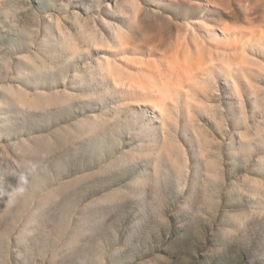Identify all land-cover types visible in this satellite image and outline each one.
Returning <instances> with one entry per match:
<instances>
[{"label": "rangeland", "instance_id": "1", "mask_svg": "<svg viewBox=\"0 0 264 264\" xmlns=\"http://www.w3.org/2000/svg\"><path fill=\"white\" fill-rule=\"evenodd\" d=\"M136 4L159 12L137 33ZM224 5L160 114L104 63L121 32L170 42L191 0H0V264H264V0Z\"/></svg>", "mask_w": 264, "mask_h": 264}, {"label": "bare ground", "instance_id": "2", "mask_svg": "<svg viewBox=\"0 0 264 264\" xmlns=\"http://www.w3.org/2000/svg\"><path fill=\"white\" fill-rule=\"evenodd\" d=\"M225 1L226 0H191V4L200 9L198 16L185 22L184 31L182 29H176L173 39L168 43H164L162 40V44L156 45L155 43L161 39H157V41L155 38L153 40L154 37L149 38V40L152 39L153 42L156 41L155 43L147 39L143 42L145 39L144 37L142 41L140 39L138 40L139 42H135L128 37L129 33L123 35L121 32L122 35L119 34V36L116 33L117 41H115V47L117 50L115 51H117V53L119 51L120 53H118L119 63L115 62L116 60L113 62L112 59L106 61L104 63V71H106L117 86L138 89L139 94L144 95L143 100H138L142 101V106L152 105L154 110L158 111L160 114H164L169 110L168 100L171 98L174 99V95L181 93V86H185L186 84H189L191 80L195 79V58H198L197 67L204 64V58H207L210 61L215 60L216 54L214 55L211 53L209 55L207 49L204 48V43L198 40V36L201 34L200 32L206 33L212 40L211 43H217L219 40V34L213 33L212 24L205 21V19L201 20L199 15L202 17L206 12H211L213 14L222 12L226 13V7L224 5ZM253 1L254 0H235L238 5V11L246 20L250 17V14L247 13V6L249 5V2L252 3ZM140 9L141 6L137 5L130 10L127 15L130 22H132V31L135 33L139 30L134 31V29L140 28L141 26H144V28L142 27L143 30L148 28V23L145 22L146 16H148L145 15L147 13L146 11L159 13L154 9L146 8V10H144L146 13L144 12V14H140ZM147 14H149V12ZM263 23L259 25L260 28H263ZM253 26L257 27L255 23H253ZM220 28L222 30H218L222 32L225 40H231L232 38H237L244 34L241 30L239 31L235 28H229L228 26L220 25ZM258 32L259 31H250L247 35L252 36L255 33L256 35H259ZM185 33H188V40L187 37H184L186 36ZM143 35L146 37L149 35V32L147 31L145 34L144 31ZM129 36H132V32ZM195 48H197V54L195 53ZM215 49L221 53H230L231 51H234L235 54H239V49L235 45H232L229 50L224 49L222 51L220 47ZM157 55L160 57H157ZM155 57L158 59L160 58V60ZM248 64V60L241 62V65L245 66L247 70ZM121 89L122 88H120V90ZM93 116L98 118L100 117V114L95 113Z\"/></svg>", "mask_w": 264, "mask_h": 264}]
</instances>
